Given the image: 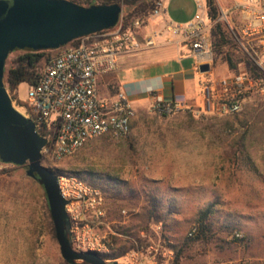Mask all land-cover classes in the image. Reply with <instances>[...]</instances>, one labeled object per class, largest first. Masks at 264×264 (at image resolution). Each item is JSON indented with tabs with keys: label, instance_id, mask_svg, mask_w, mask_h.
I'll return each instance as SVG.
<instances>
[{
	"label": "rangeland",
	"instance_id": "obj_1",
	"mask_svg": "<svg viewBox=\"0 0 264 264\" xmlns=\"http://www.w3.org/2000/svg\"><path fill=\"white\" fill-rule=\"evenodd\" d=\"M214 1L226 40L234 41L220 11L228 12V23L237 24L235 0ZM166 4L172 13L177 8L184 14L197 11L195 0ZM210 23L216 51L220 38ZM160 36L162 44L175 40L163 32ZM220 49L212 63L215 81L234 71H249L252 63L240 47L228 44ZM21 54L11 53L5 67ZM44 66L45 61L40 62L37 72ZM17 100L21 105L14 103V108L28 118L27 84L18 87ZM12 169L0 164V171ZM53 169L103 189L107 228L101 233L110 241L109 254L132 247L129 253L160 240L173 253L165 264H264V93L248 95L236 115L218 114L214 107L199 117L188 112L162 116L150 107L136 114L127 136L93 139ZM153 187L164 202L176 198L181 210L161 229L145 209V195ZM210 202H217L215 212L200 233L198 211ZM194 228L196 235L188 238ZM53 229L41 185L19 172L1 174L0 264H62ZM125 256L118 264H127Z\"/></svg>",
	"mask_w": 264,
	"mask_h": 264
},
{
	"label": "built area",
	"instance_id": "obj_2",
	"mask_svg": "<svg viewBox=\"0 0 264 264\" xmlns=\"http://www.w3.org/2000/svg\"><path fill=\"white\" fill-rule=\"evenodd\" d=\"M65 1L87 7L91 3L102 5L109 0ZM197 7L199 12L190 22L178 24L165 19L163 1H159L149 19H164L160 31L154 30L141 39L139 31L147 25L148 19H137L132 27L124 28L121 13L115 27L79 38L75 44L50 50L52 55L37 80L27 84L25 104L28 119L47 141L40 152L44 167L54 171L58 163L72 157L98 137L121 138L129 134L135 110L123 92L102 96L98 77L113 71L120 57L132 54L142 46L153 47L161 32L180 37L198 63L211 66L214 58L210 37L212 24L206 19L204 0H197ZM234 12L237 24L228 23V12L221 10L220 14L228 24L234 42L261 77L242 72L216 80V90L207 88L208 111L215 107L221 115L240 113L242 102L248 95L264 93V0H235ZM14 103L12 101V105ZM151 111L162 116L188 112L199 117L205 113L201 108L184 103L164 104L160 97L153 98ZM58 187L61 196L68 201L65 212L69 223L68 238L73 249L109 254L110 241L101 233L107 228L103 191L72 174L58 176ZM157 227L161 229L162 224L158 223ZM195 232L194 228L188 236L192 237ZM172 256V251L158 240L138 246L125 258L127 264H165V260Z\"/></svg>",
	"mask_w": 264,
	"mask_h": 264
},
{
	"label": "water",
	"instance_id": "obj_3",
	"mask_svg": "<svg viewBox=\"0 0 264 264\" xmlns=\"http://www.w3.org/2000/svg\"><path fill=\"white\" fill-rule=\"evenodd\" d=\"M122 13L118 4L80 6L65 0H0V161L27 165V177L41 185L49 207L60 255L68 264H108L98 254L75 251L68 238V201L60 193L58 176L41 164L47 141L33 122L12 105L5 88L4 67L14 50L50 51L79 38L111 29ZM210 70L208 64L200 72ZM112 264H118L113 262Z\"/></svg>",
	"mask_w": 264,
	"mask_h": 264
},
{
	"label": "crops",
	"instance_id": "obj_4",
	"mask_svg": "<svg viewBox=\"0 0 264 264\" xmlns=\"http://www.w3.org/2000/svg\"><path fill=\"white\" fill-rule=\"evenodd\" d=\"M166 1L163 2L165 19L173 23L186 24L199 12L198 7L196 12L187 14L177 8L173 13L179 14L171 18L173 13ZM163 20H148L147 25L139 31L140 38L156 28H162ZM173 38V42L162 44L165 40L164 36H160L153 47L141 48L147 50L144 53L137 54V51L120 57L113 71L98 77L99 90L108 96L123 92L137 115L150 109L154 97H160L164 104L179 102L208 112L206 89L216 90V81L212 77L214 68L211 64L208 72L201 73L200 66L205 63H198L180 37Z\"/></svg>",
	"mask_w": 264,
	"mask_h": 264
},
{
	"label": "trees",
	"instance_id": "obj_5",
	"mask_svg": "<svg viewBox=\"0 0 264 264\" xmlns=\"http://www.w3.org/2000/svg\"><path fill=\"white\" fill-rule=\"evenodd\" d=\"M160 0H109L105 1L102 4H118L122 8V20H123V26L124 28H130L132 27V24L135 20H147L149 19L152 11L156 7L157 2ZM205 7H206V19L209 22L214 23V35L219 36L220 44L216 46V51L213 49L214 58L213 61L216 59V54L222 53L221 49L222 47H225L228 44H233L234 48H238V45L232 41V40H226L225 31H223V24L218 21V11L215 6L214 0H204ZM94 5V3L89 4V6ZM77 40L72 41L70 44H75ZM218 48V49H217ZM13 52H20L22 53L19 55L16 59H14L11 62V65L6 68L4 67V83L5 88L10 95V98L12 101L16 102V104L21 105L20 101L17 100V94L15 91L18 89V87L25 83V84H33L38 76L39 73L37 72V66L40 62L45 61V64L49 60V56L46 54V52L49 51H31V50H14ZM11 52V53H13ZM9 53V55L11 54ZM8 55V56H9ZM230 68L232 70H235L233 65L229 64ZM237 71H234L233 75H236ZM248 73L251 76L261 77L259 73H257L254 70L253 65H251ZM42 135V133H40ZM0 164L3 165H12L3 163L0 161ZM12 170H2L0 171V175L3 173L11 175V173L19 172L21 174L26 175L28 166H16L12 165ZM56 176L62 175L60 172H55ZM38 182L37 180H35ZM39 183V182H38ZM95 186V184H92ZM97 187V186H96ZM103 190V189H102ZM159 189L156 187L151 188L149 191H147V194L145 195L146 198V214L149 216V219H154L156 222L161 223L163 226L168 220H172V217L175 215H179L181 213L180 208L177 205V199L174 197H171L167 199L166 202L162 199L161 196H159ZM217 205V202H210L208 203L205 208L198 211V231L200 233H203L207 229V220L208 218L215 212V207ZM46 209L48 212L49 219L51 220V215L49 211V207L46 201ZM196 229V228H195ZM54 230V229H53ZM197 233V229L195 234L192 237L193 238ZM123 248L119 249L116 253L111 254H98L101 256L108 264H112L113 262H117L120 258L124 257L125 254L131 249ZM177 260V259H176ZM62 264H68L65 261L62 262ZM76 264H82L81 262H76Z\"/></svg>",
	"mask_w": 264,
	"mask_h": 264
}]
</instances>
